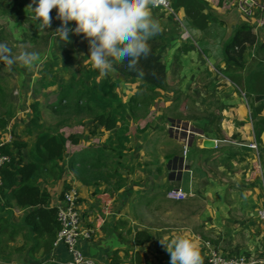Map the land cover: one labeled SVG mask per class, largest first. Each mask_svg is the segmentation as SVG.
<instances>
[{"label": "crops", "instance_id": "crops-1", "mask_svg": "<svg viewBox=\"0 0 264 264\" xmlns=\"http://www.w3.org/2000/svg\"><path fill=\"white\" fill-rule=\"evenodd\" d=\"M206 1L218 10L208 11L205 8L206 13L211 12L214 16L208 18L210 27L216 28L219 24V28L205 33L204 40L208 35L216 40L224 32L233 35L237 26L244 23L251 25L257 41L248 45L244 52L245 66L234 71V66L225 61L224 48L227 44L224 42L207 46V41H201L205 49L197 48L198 41L192 38L182 22L183 9L173 8L174 13H161L162 9L148 4L151 11L149 18L164 28L165 25L166 28L172 27L171 32L164 29V33L167 31L168 34L166 44L160 50L161 55L164 51L167 53V80L173 74L181 75L185 83L170 86L166 83L165 88L157 89L156 95L160 97L162 92L163 101L155 99L150 107L151 117L142 118L144 123H135V127L130 123L131 140L121 168L125 178L121 187H117V179L112 178L110 182L102 183L100 191L95 193L94 185L84 184L70 171H66L64 177L50 187L53 204L57 203L66 183L79 192L82 224L93 230L92 237L80 240L79 246L96 264H110V253L115 250H119L124 264H169V253L160 240L167 241L174 234H186L195 241L201 264H207L212 249L225 256L243 255L249 259L263 254L264 221L259 210L264 201V99L256 101L255 95L264 94V50L258 49V45L264 42V10L257 7L253 15H246L234 0ZM259 1L264 5V0ZM29 3L30 0H18L16 7L25 16L33 17ZM235 10L238 15L230 14ZM52 24L55 30L50 39L59 35L56 29L60 21L53 19ZM38 25L34 28L37 29ZM74 26L75 22L70 21L68 34L72 38L76 37L71 31ZM185 31L191 38L183 39ZM61 50H46L40 61L43 63L41 67L49 66L52 59H57L55 53ZM90 50L86 51L88 57ZM79 52V47H76V53ZM88 57L76 58V67L80 62L88 64ZM10 65L16 71V84L22 92L30 95L32 83L36 76L41 75L40 71L38 68L30 70L32 61L19 65L10 62ZM60 66L57 72L64 64L60 63ZM109 68L106 59L104 69ZM69 75L66 72L64 78ZM228 75L237 78L239 85ZM122 80L116 90L122 96L126 95L123 99L127 101L141 90V80L136 77ZM134 83L137 85L131 86ZM52 87L57 90V85L49 88ZM145 90L147 88L143 87ZM141 100L139 98L136 103L140 105ZM13 112L7 126L0 129V143L10 136L13 140L19 135L30 146L35 135L24 132L30 124L29 105L23 102L21 106L13 107ZM21 112L24 115H20ZM20 121L25 124L21 132L18 127ZM44 121L47 123L45 117ZM184 126L188 131L193 130L194 134L189 136V132H182ZM76 133H81L78 145L83 149L90 144L103 145L111 132L94 136H87L83 131ZM207 138L216 141L214 147L204 146L203 141ZM185 139L188 140L186 151ZM29 146L24 149L26 156ZM74 146L77 148V145ZM173 187L186 192L188 197L169 198L167 191ZM15 213L19 217L22 215L17 208ZM139 231H147L150 240L138 244L135 236ZM15 255L5 264H18L20 258ZM51 256L58 264L61 261L66 264L71 258L63 243L54 248Z\"/></svg>", "mask_w": 264, "mask_h": 264}, {"label": "trees", "instance_id": "trees-1", "mask_svg": "<svg viewBox=\"0 0 264 264\" xmlns=\"http://www.w3.org/2000/svg\"><path fill=\"white\" fill-rule=\"evenodd\" d=\"M207 5L206 0H174L172 7L183 9L182 22L193 39L198 42L202 40V43L207 41V46H216L211 35L206 40L203 39L205 33L209 34L210 30L213 32L219 28V24L216 28L210 27L208 18L214 16L211 12H205ZM8 11L3 10L4 13ZM159 26L160 31L145 40L149 48L147 57L144 53L136 57L106 55L110 68L103 69V74L93 63L81 62L77 67L76 63L75 67L64 64L57 72L61 67L60 63L64 61V49L55 53L57 59H53L49 66H37L45 51L31 59L33 66H30V70L35 71L38 68L41 74L38 85L44 89L57 85V100L50 105L53 113L60 114V117L56 122L45 123L42 103L34 99L30 104V124L24 129L27 134L35 135L30 146L19 135L0 146L2 153L9 155V160L0 168V264L7 263L15 254L20 258L18 264H58L50 259L60 228L50 187L62 179L66 171L72 172L84 184L94 185L95 193L100 191L99 186L102 183L110 182L112 178L117 179V187L122 186L125 178L121 168L131 140L127 113L129 107L138 105L133 103L138 98L132 96L124 101L116 86L123 82V78L136 77L141 80V89H149L150 95L153 92L156 95L157 89L165 88L168 70L160 53L165 44V33L164 27ZM79 40L81 51L86 52L93 47L89 38L83 34L79 35ZM256 41L257 35L251 25L244 23L236 31L233 41L224 48L225 61L234 66V71L245 66L244 52L248 45ZM258 49L264 50V42L258 45ZM85 52L82 54L87 58L89 54ZM54 65L58 67L55 68ZM64 71L70 74L67 79L64 78ZM228 77L239 85L237 78L231 75ZM4 94L5 88L0 85V98L3 99ZM13 113L11 104L5 112L0 113V129L7 126ZM84 113L87 114L86 119H74L72 116L77 118ZM75 123L87 125L83 131L87 136L104 135L107 131L111 133L101 146L90 144L79 151L69 152V144L78 145L82 136L81 133L67 135L61 127ZM28 146L26 156L24 149ZM65 185V188L72 186L68 183ZM15 208L22 211L18 221L10 217ZM19 236L23 243L12 245ZM135 238L138 244H142L149 241L151 236L147 231H139ZM24 254L27 256L26 261L23 259ZM110 264H124L119 250L110 253Z\"/></svg>", "mask_w": 264, "mask_h": 264}, {"label": "clouds", "instance_id": "clouds-1", "mask_svg": "<svg viewBox=\"0 0 264 264\" xmlns=\"http://www.w3.org/2000/svg\"><path fill=\"white\" fill-rule=\"evenodd\" d=\"M148 3L149 0H30L28 7L42 28L58 19L60 25L56 32L62 39L68 38L69 22L74 21L71 31L89 38L93 46L90 60L103 74L106 54L136 57L144 53L148 56L145 40L160 31L159 23L149 19ZM54 8L56 13L53 17L50 11ZM3 50L8 51L6 46ZM7 59L0 55V60ZM25 62H31V57ZM160 243L169 253V264H201L200 251L188 235L174 234L167 241L160 240Z\"/></svg>", "mask_w": 264, "mask_h": 264}, {"label": "rangeland", "instance_id": "rangeland-1", "mask_svg": "<svg viewBox=\"0 0 264 264\" xmlns=\"http://www.w3.org/2000/svg\"><path fill=\"white\" fill-rule=\"evenodd\" d=\"M17 2L18 0H0V6H1L0 8V55L8 57L7 60H0V85L4 86L5 88L4 98L3 99L0 98V113L5 112L10 104L15 108V106L16 107L21 106V104L24 102L26 105H29L30 107L31 102L34 99H39V101L42 103V109H43L44 117L47 123L48 122L53 123V122H56L57 119L60 117V114L58 113L54 114L53 109L49 108L50 104L54 102L55 100H57L56 91L53 90L55 89V87L48 88V89L41 88V86L38 85L37 83L39 78L38 76H36L35 81H33L32 83L33 85L32 93H30L29 95L28 92L27 93L22 92V88L19 87L18 83L16 84L17 82L16 71L14 68H12L13 65H10V62H13L14 65H19L21 62H25V60L28 57H33V55H37L39 52L46 51L50 48H55V50L57 51L62 48L65 51V56L62 59L64 61L61 64H68L69 66L75 65L76 58L77 59L84 58V55L82 54L83 53L82 51L84 50L81 51L80 49V52L76 53V47H79L78 42L80 41L79 40L80 34H76V41H74V38H72L69 34H68L67 39H62L60 35L54 36L53 39H50L52 31L55 30V28H52L54 24L50 25L47 29L46 28L42 29L40 25H38L37 29L34 28V26H37V24H39V20L33 19V17L31 16H25L24 13H22V10L18 11L16 7ZM209 4L210 3L208 2L207 8H206L208 11H212V9L216 12L218 11L213 5L210 4L211 5L210 6ZM4 9L9 10V11L4 13L3 12ZM52 11L53 12L50 11L51 12L50 15L54 17L56 13L55 8ZM166 12L168 11H163L161 13H166ZM230 14L238 15V12L235 10V12H231ZM168 25L169 23H167V26ZM13 26H16V27H13ZM171 28L172 27L170 26L166 28V25H165L164 29L171 32ZM239 28L240 26H237L236 30H239ZM173 31H174V28H173ZM167 34L168 32L165 31V34H164L165 44H166ZM233 35H228L227 32H224V34L221 37H219L216 40L213 38V40H215V43L219 42L220 44H222V42H224L223 44H229L233 41V38H234ZM59 45L61 47H59ZM197 45H198L197 48L200 47L201 50L205 49L202 46V43H200V45L197 43ZM4 46H6L8 51L3 50ZM88 58L89 59H87L86 62L89 63L90 61L92 63V61L90 60V56ZM106 59L107 57L105 58V60ZM162 59L165 62H167V53L165 51L163 52ZM6 62H9V63H6ZM42 65L43 63L40 62L39 67H41ZM183 78L184 76H181V75L174 76L173 74L169 77L166 83H168L167 85L169 86L174 85V84L175 85L182 84V83H185L183 81ZM136 85L137 84L134 83L131 86L134 87ZM145 91L141 89L136 94H132L135 98H138V99L142 98L140 105H137L136 100L134 99L133 103L136 104L137 106L134 108L129 107V112L127 113L130 123L133 125V127L136 126L135 123H139L140 125L141 123H144L142 118L151 117L150 115L151 113H149L150 107L151 105H153L156 98L158 100L161 99V101H163L162 92H161V96L158 97V95H155L154 92L150 95L151 92L148 89ZM24 94H27V96L25 97ZM151 96H155V98L154 97L152 98ZM124 99H126V95ZM20 115H24V114L21 112ZM69 115H71V113ZM72 116L74 119H79L82 117H84V119L87 118L86 113L82 114L81 116H78L77 118L75 115H72ZM24 126L25 124H23V121H20L18 125L20 132L22 131ZM84 129L85 128H83V126H80L79 124H76V123L71 126L64 125L61 127V130L67 135L70 133H76V131L77 132L84 131ZM82 147L83 146L77 145V148H76V146H74L73 144H70L68 147V150L69 152H72L77 149L81 150ZM10 217L14 221H18L20 219L18 213H15ZM22 243L23 241L21 240L19 236L17 241L12 242V245L17 246V245H21ZM15 257H17V255H15Z\"/></svg>", "mask_w": 264, "mask_h": 264}, {"label": "built area", "instance_id": "built-area-1", "mask_svg": "<svg viewBox=\"0 0 264 264\" xmlns=\"http://www.w3.org/2000/svg\"><path fill=\"white\" fill-rule=\"evenodd\" d=\"M237 7L246 15H253L257 7H261L264 10V5L259 0H234ZM153 8H160L163 11L172 12L171 0H149L148 3ZM189 33L187 31L182 33L184 39H189ZM12 137L0 143V146L5 142H10ZM188 145V140L185 139V151ZM256 146L254 143L252 144ZM9 160V155L2 153L0 149V168L6 161ZM0 177V183H1ZM167 196L171 199H185L188 194L179 188H170L167 191ZM79 192L76 187L70 186L64 188L60 193L57 203L54 205L57 208V219L60 224V228L57 233V237L54 241L56 247L60 243L65 244L71 258L66 264H96L94 259L84 254L81 250L79 243L83 238L88 239L92 237L93 230L89 227H85L82 224L81 212L79 209ZM260 217L264 221V201L262 207L259 210ZM52 261L57 262L53 257ZM58 263V262H57ZM63 264L64 262H60ZM207 264H264V249L261 257L256 259H249L246 256H225L216 249L210 250L207 257Z\"/></svg>", "mask_w": 264, "mask_h": 264}, {"label": "water", "instance_id": "water-1", "mask_svg": "<svg viewBox=\"0 0 264 264\" xmlns=\"http://www.w3.org/2000/svg\"><path fill=\"white\" fill-rule=\"evenodd\" d=\"M262 99H264V94H257V95H255V100L256 101H259V100H262ZM181 130L184 133L189 132V134H191L189 136H192V134H194L193 130L192 131H188V128L185 127V126L183 128H181ZM215 142L216 141L214 139H209V138L204 139V141H203L204 146H207V147H214L215 146Z\"/></svg>", "mask_w": 264, "mask_h": 264}]
</instances>
